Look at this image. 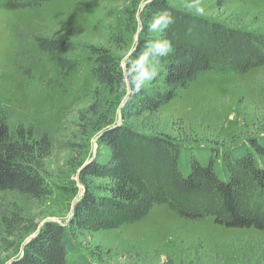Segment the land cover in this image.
I'll return each mask as SVG.
<instances>
[{"label": "trees", "instance_id": "obj_1", "mask_svg": "<svg viewBox=\"0 0 264 264\" xmlns=\"http://www.w3.org/2000/svg\"><path fill=\"white\" fill-rule=\"evenodd\" d=\"M46 1L0 0V7L34 8ZM164 10L174 19L163 32L174 51L157 58L158 76L139 91L129 72L132 61L145 51L143 44L124 67L122 56L110 48L55 35L46 24L21 21L11 28L18 42L13 65L28 85L46 55L65 75L90 63L98 86L80 120L99 133L100 146L86 164L79 163L83 193L67 224L50 220L38 229L34 222L24 224L28 220L15 209L0 208V264H74L69 260L73 238L85 230L140 221L158 204L169 205L185 219L210 217L224 227L264 231V136L225 148L190 147L164 133L141 132L131 121L158 110L205 72L243 74L263 66L264 32L179 10L167 0L145 4L140 12L143 26ZM120 39L113 37L115 43ZM14 114L0 101V191L40 200L48 193L42 171L53 140L33 124H13ZM3 242L15 246L11 251L17 254L8 255Z\"/></svg>", "mask_w": 264, "mask_h": 264}, {"label": "rangeland", "instance_id": "obj_2", "mask_svg": "<svg viewBox=\"0 0 264 264\" xmlns=\"http://www.w3.org/2000/svg\"><path fill=\"white\" fill-rule=\"evenodd\" d=\"M167 1L179 10L196 13L186 7L188 0ZM198 2L199 14L206 18L264 32V0ZM146 3L48 0L34 8L0 7V101L15 110L13 124H33L53 140L42 171L48 190L43 199L0 191V208L15 209L28 220L24 224L34 222L39 229L50 220L68 223L83 193L79 163L88 162L100 146L99 133L80 120L81 110L93 102L98 83L88 61L65 75L55 59L46 55L36 67V79L28 85L13 65L18 42L11 28L21 21L46 24L55 35L110 48L122 56L126 67V58L137 46L146 48L150 41L165 39L163 32L153 33L143 26L140 12ZM114 35L121 38L118 43ZM119 113L118 122H122ZM131 121L141 132L164 133L190 147L225 148L263 137L264 65L243 74L205 72L158 110ZM34 234L24 239L22 247ZM10 245L3 242L1 248L9 249L8 255L17 254ZM69 260L74 264H264V231L224 227L210 217L185 219L169 205L158 204L140 221L83 231L73 238Z\"/></svg>", "mask_w": 264, "mask_h": 264}, {"label": "clouds", "instance_id": "obj_3", "mask_svg": "<svg viewBox=\"0 0 264 264\" xmlns=\"http://www.w3.org/2000/svg\"><path fill=\"white\" fill-rule=\"evenodd\" d=\"M151 3V0H148ZM186 7L193 9L196 13L202 11V6L193 0H188ZM174 23L170 12L164 10L157 12L148 24V30L153 33H160L167 30ZM173 45L170 40L160 39L150 41L146 45V51L132 61L130 65V83L139 91L147 82L154 80L159 74V60L157 58L167 56L173 52Z\"/></svg>", "mask_w": 264, "mask_h": 264}, {"label": "water", "instance_id": "obj_4", "mask_svg": "<svg viewBox=\"0 0 264 264\" xmlns=\"http://www.w3.org/2000/svg\"><path fill=\"white\" fill-rule=\"evenodd\" d=\"M86 163H87V162H86ZM86 163H85V164H86ZM34 235H35V234H34ZM34 235H33V236H34ZM33 236H31V237L28 239V241H29ZM28 241H27V242H28ZM27 242H26V243H27Z\"/></svg>", "mask_w": 264, "mask_h": 264}]
</instances>
